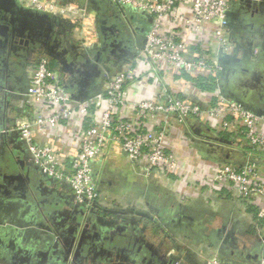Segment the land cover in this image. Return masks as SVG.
Listing matches in <instances>:
<instances>
[{"label":"built area","instance_id":"1","mask_svg":"<svg viewBox=\"0 0 264 264\" xmlns=\"http://www.w3.org/2000/svg\"><path fill=\"white\" fill-rule=\"evenodd\" d=\"M17 1L24 8L49 13L71 26L85 27L80 38L84 42L88 41L86 32L92 15L99 13L97 0ZM239 1L111 0L124 20H128L124 9L130 8L150 23V29L144 48L135 49L123 70L113 77L102 76V89L81 100L73 98L62 81V72L51 67L45 54L28 63L24 91L17 93L26 106L24 116L14 126L30 164L48 179L66 186L78 206L88 208L104 198L94 173L97 162L113 144L127 154L131 166L142 176L152 170L177 176L186 172L198 190L208 188L210 194H216L224 188L234 189L235 205L254 210L259 225L264 220V174L258 161L253 158L241 166L217 164L211 176L194 167L184 171L181 158L169 148L167 140L171 121L175 120L189 129L194 124L211 126L235 137L238 146L247 144L264 153V114L226 94L220 78L215 90L205 91L200 102L169 92L135 100L130 88L143 72L154 80H166L167 76L177 79L184 74L193 79L216 76L223 70L221 54L233 51L228 13ZM193 82L195 90L202 92ZM3 84L0 78V88ZM162 115H166L163 126L158 123ZM48 137L76 143L75 154L66 155ZM204 261L225 264L217 252Z\"/></svg>","mask_w":264,"mask_h":264},{"label":"crops","instance_id":"2","mask_svg":"<svg viewBox=\"0 0 264 264\" xmlns=\"http://www.w3.org/2000/svg\"><path fill=\"white\" fill-rule=\"evenodd\" d=\"M241 3L242 0L230 7L228 21L233 51L230 54H221L219 62L223 70L216 76L217 79L220 78L226 94H235L240 99L249 101L252 103V109L264 114V89L261 96L255 95L254 98H249L250 89L244 91L243 86L252 77V64L264 52V26L258 23L259 16L253 15L254 12L244 13L239 7ZM108 6L102 12L99 5V14L100 12L102 14L92 15L93 29L86 32L87 42L80 40L84 30L74 24L71 26V23L67 22L66 29L63 31H61L62 27L56 28V31H59L66 40L73 57L79 62L83 74L78 71L64 72L62 65L40 44L35 50L37 53L26 63H32L35 57L39 58L45 54L51 67L62 72L64 84L70 85V90L76 94L88 83L83 79L92 78L95 75L94 67L103 71L102 76L107 74L113 77L115 73L123 70L126 62L118 59L114 54H119L118 42L110 43L106 38L110 34L107 33L106 36L102 34L103 30L116 31L115 22L120 15L114 7L111 9V6ZM130 18L134 17L130 16ZM130 18L125 21L133 27L134 33L132 35L127 33L129 37L126 33L123 35L121 40L124 43H121V47L129 48V39L134 43L133 48L138 49L136 35L142 22L137 18L131 22ZM121 21L124 23V19ZM89 25H92V21ZM123 26L126 30L125 24ZM121 40L118 39L119 42ZM97 47H101L102 50L105 48L104 53L113 48V55L109 59L106 56L108 59L106 65L95 60L97 56L95 53L99 50ZM54 62L58 67L54 66ZM11 68L7 71H12ZM25 68L26 66H21L10 73L9 78L11 81L14 80L15 89L10 90L8 87L11 83L6 82L0 88V153L5 161L11 157L16 159L24 156L29 165L27 150L14 126L15 121L24 116L26 107L22 98L17 95V88L26 82ZM0 69H2L1 66ZM216 82H214L215 86ZM193 83L188 74L177 79L167 76L166 80L162 77L154 80L150 74L143 72L130 88L132 98L135 100L145 97L156 98L160 93L169 92L181 99L198 102L203 101L205 91L212 92L216 88L214 86L215 88L202 89V92L198 93ZM91 86L92 92L95 89L97 92L98 89H102L103 80L100 79ZM165 121L166 115L158 118V123L162 126ZM193 126L199 129L200 134H196L175 120L171 121L168 130L167 144L181 158L184 171L194 167L211 176L217 164L230 163L241 166L254 158V161H258L261 165L264 174V153L251 151L247 144L238 146L235 143V137L226 136L210 128L211 126L197 124ZM64 131L67 134L71 133L70 130ZM216 137H222L223 140H216ZM49 141L66 155L72 156L76 152V143L58 141L54 138ZM95 169V177L104 195L108 193L110 196L119 198L118 205L126 212L128 211V218L134 217V210L131 209L135 207L156 218L157 222L152 220L144 221L143 224L141 222L140 226L135 227L137 232H134L145 236L150 242L149 237L156 238L158 241L151 243L160 251L171 253L176 250V253H188L189 260L193 264H206L204 258L211 257L213 252H217L225 264H259L264 261V243L262 242L264 228L258 225L254 210L245 211L243 207L240 209L235 205L234 189L224 188L216 194H210L208 188L198 190L193 178L186 172L177 176L152 170L149 175L142 176L138 169L135 170L131 166L127 154L116 149L113 144L105 150ZM36 173L38 181L34 182L32 179L33 183L27 181L26 184L17 182L14 187L9 188V193L0 191V248L3 249V253L18 250L19 256L22 257L25 254L31 263H36L34 254L40 250L36 245L44 244L42 252L49 253L47 248L48 243L52 242V234L48 230L52 225L56 226L61 222L60 217L63 214L61 208L65 207L66 201L73 197L69 189L60 182L50 183L40 171ZM46 193L51 194L46 195ZM51 195L54 196L52 202L47 200ZM53 214L55 217H51ZM129 230L131 229L127 230L130 233ZM42 260L40 264H46V261ZM60 263L62 260L59 258Z\"/></svg>","mask_w":264,"mask_h":264},{"label":"flooded vegetation","instance_id":"3","mask_svg":"<svg viewBox=\"0 0 264 264\" xmlns=\"http://www.w3.org/2000/svg\"><path fill=\"white\" fill-rule=\"evenodd\" d=\"M239 7L241 10L243 9L244 13L257 11L255 16H259L260 21L258 20V23H264V0L254 1L248 5H243L242 2ZM115 24L117 26L115 32L104 31L105 35L107 33L108 35L110 34L109 37H106L110 43L115 42L116 39L121 40L126 33L119 18L116 19ZM3 42L2 44L0 43V60L2 64L0 78H3L4 82L8 84L11 83L9 84L11 86L14 80L11 81L9 78L10 73L21 66L25 67L27 65L26 62L37 51L33 53L32 44H27L25 41L22 43L21 39L15 37L11 31L5 35ZM114 48L116 47L114 46ZM112 50L113 48H110L106 53H104L105 48L102 50L100 47L97 50V52H102L100 56L102 64H107L109 57L113 55ZM37 58H34L35 61ZM261 58L260 62L259 58H257V61L253 63L254 65L257 63L258 65L261 64V67L253 65L251 79L243 84L245 87L244 91L250 89L249 98H254L255 95L261 96L264 89V55ZM9 67L12 70L10 72L7 71L10 69ZM243 95L247 96L244 93ZM235 96L237 97V95ZM1 160L6 162L0 153ZM0 180L8 188L14 187L16 184L4 175L0 176ZM102 193L104 197L102 201L88 208L78 206L73 197L66 201V206L61 208L63 211L62 216L60 215L61 222L56 226L50 225L52 228L50 227L48 230L52 234V242L48 243L47 248L49 253L42 252L45 247H43L44 244L41 246L36 245L40 248L34 254L36 263L29 262L25 254L22 257L19 256L18 250H13L11 251L12 253L6 255L3 253V249L0 248V264H22V262L40 264L43 261L42 259L46 261V264H59V258L62 260L60 264H66L67 262V264H193L189 260L188 253H176V250L171 253H164L156 248L145 236L135 233L137 232L135 227L140 226L141 222L143 224L144 221L147 222V220L154 219L148 212L135 207V209H131L135 211H133L134 217L128 218V211L126 212L118 205L119 198L110 196L108 193L104 195V191ZM48 194L51 193H46V195ZM53 198L54 196L51 195L50 199L47 198V200L52 202L54 201ZM51 217H55L54 214ZM97 224L99 226H96ZM128 229H131L129 230L131 231L130 233L127 231ZM61 256H63L62 259ZM5 257L6 260H4Z\"/></svg>","mask_w":264,"mask_h":264},{"label":"water","instance_id":"4","mask_svg":"<svg viewBox=\"0 0 264 264\" xmlns=\"http://www.w3.org/2000/svg\"><path fill=\"white\" fill-rule=\"evenodd\" d=\"M242 2H245V4H250L253 3V0H242ZM98 4V3H97ZM257 12V11H255ZM253 13V15L255 14ZM67 22L65 20H62L58 17H55L49 13H44V12H39L36 10H31L24 8L21 6L17 0H0V43H4L3 39L9 31L13 33V35L19 39H21V42L23 43L24 41L27 44H32L33 49L32 52L34 53L36 48H38V44L41 45V47H44L47 52L55 58L59 64L62 65V70L64 72H74L78 71L80 74H83V70L80 67L79 62L77 59H75L72 55L71 50L68 48V44L66 40L64 39L63 35L59 32L56 31V28L62 27L61 31L66 29ZM262 26H264V23H262ZM144 32V30H142ZM102 34L104 36L105 32L103 30ZM136 38L138 40V47L139 49H143L145 42H146V36L142 35H136ZM116 42H118L117 48L119 50V54L114 53L115 56L118 59L121 60H126L127 58L133 57L135 55V49L133 48V41L128 39V43L130 47L128 48H123L121 47V43H124L123 40L120 42L116 39ZM120 46V48H119ZM98 57H96V61L100 62V56L101 52L98 51L95 53ZM264 55V52L261 53L259 56V62L262 60V56ZM86 57V56H85ZM1 58V57H0ZM88 58V57H86ZM264 61V60H263ZM262 61V62H263ZM10 64V62H8ZM1 60H0V66H1ZM254 65V64H252ZM261 64L258 65L255 64L254 66H260ZM10 66V65H9ZM82 66V65H81ZM261 67V66H260ZM96 70L95 75L91 78H85L83 81L87 82V85L82 87L79 92L76 94L72 92L73 98L77 100H81L83 98L88 97L90 94H92L95 90L92 89L93 83L95 84L98 82L100 79L102 80V74L103 71L98 70L99 68L94 67ZM250 77V76H249ZM251 79V78H250ZM76 81V80H75ZM82 81V79H81ZM78 80V82H81ZM92 84L90 85V83ZM264 81V79H263ZM82 84V83H79ZM67 88L70 89V85L66 86ZM10 90H13L15 88H10ZM18 92H23L24 87L20 86L17 88ZM231 94V93H230ZM232 96H235L234 94H231ZM239 101L247 104L249 107H252V103L249 101H246L244 99H240L237 97ZM257 113H261L260 111H256ZM192 131L195 132L196 134H200V131L198 128H195V126L191 127ZM216 140L222 141V137H216ZM36 172H39V169L37 166L29 164L27 165L26 159L24 156H20L18 158H8L6 162L0 161V176H5L6 178H9L11 182L14 183H19V184H26V182H32L33 181H38L37 177L38 174ZM33 176V177H32ZM48 182L56 184L55 180L53 179H48ZM0 191L5 190V192H10L8 186L3 184L2 180H0ZM33 183V182H32ZM35 185V184H34ZM7 255L8 253L5 252ZM6 260V257L4 258Z\"/></svg>","mask_w":264,"mask_h":264},{"label":"trees","instance_id":"5","mask_svg":"<svg viewBox=\"0 0 264 264\" xmlns=\"http://www.w3.org/2000/svg\"><path fill=\"white\" fill-rule=\"evenodd\" d=\"M99 2V5L101 6L102 8V12L105 11V8L107 7V5L111 6V9H114L117 11V13L119 12L120 15H119V18L122 20V15H121V11H119L116 6H114L111 2V0H97ZM108 6V7H109ZM125 12L128 14V19L131 17H134V18H130V21L132 22V20H134L135 18L139 19L140 22H142V26H140V28H138L137 32H138V35H142V36H146V34L148 33L149 29H150V23L144 18L142 17L141 15H139L138 13L134 12L132 9L130 8H125L124 9ZM102 12H100V14L98 13V15L100 16L102 14ZM118 13V14H119ZM124 24V23H122ZM142 30H144V32H142ZM55 64V62H54ZM54 66H57V63L54 65ZM58 67V66H57ZM185 76V74L183 75ZM192 80L196 81L198 87L200 89H203V90H207V89H210V88H215V84L214 82H216L217 80V76H210L208 78H198V79H193ZM214 84V85H213ZM216 84L218 85V83L216 82ZM215 86V87H214ZM226 136H228V134H225ZM251 151L253 152H259L257 150H255L254 148L250 147L249 148ZM259 226H262L264 228V220H261L259 222Z\"/></svg>","mask_w":264,"mask_h":264},{"label":"rangeland","instance_id":"6","mask_svg":"<svg viewBox=\"0 0 264 264\" xmlns=\"http://www.w3.org/2000/svg\"><path fill=\"white\" fill-rule=\"evenodd\" d=\"M94 19V18H93ZM93 19H92V25H90L89 27H88V29H93ZM123 20V19H122ZM124 22V24H125V26H126V33H128V34H131L132 35V33H134V30H133V27L132 26H130L129 24H127V22L124 20L123 21ZM82 27V26H81ZM82 28H85V27H82ZM157 220H156V218L155 219H153L152 220V222H156ZM150 238V240H151V242L152 241H154L155 243H156V241H158L156 238H154V237H149Z\"/></svg>","mask_w":264,"mask_h":264}]
</instances>
